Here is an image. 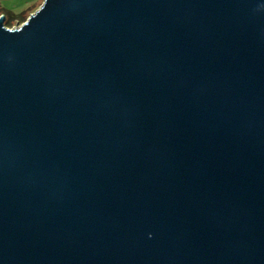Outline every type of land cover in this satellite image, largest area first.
I'll return each mask as SVG.
<instances>
[{"label": "water", "instance_id": "1", "mask_svg": "<svg viewBox=\"0 0 264 264\" xmlns=\"http://www.w3.org/2000/svg\"><path fill=\"white\" fill-rule=\"evenodd\" d=\"M6 19L0 264H264V0Z\"/></svg>", "mask_w": 264, "mask_h": 264}, {"label": "crops", "instance_id": "2", "mask_svg": "<svg viewBox=\"0 0 264 264\" xmlns=\"http://www.w3.org/2000/svg\"><path fill=\"white\" fill-rule=\"evenodd\" d=\"M44 0H0L1 16H30ZM29 14V15H28Z\"/></svg>", "mask_w": 264, "mask_h": 264}, {"label": "trees", "instance_id": "3", "mask_svg": "<svg viewBox=\"0 0 264 264\" xmlns=\"http://www.w3.org/2000/svg\"><path fill=\"white\" fill-rule=\"evenodd\" d=\"M29 16L27 15H21V16H8L6 17L5 26L8 28H14L15 24H23L26 22Z\"/></svg>", "mask_w": 264, "mask_h": 264}, {"label": "rangeland", "instance_id": "4", "mask_svg": "<svg viewBox=\"0 0 264 264\" xmlns=\"http://www.w3.org/2000/svg\"><path fill=\"white\" fill-rule=\"evenodd\" d=\"M39 8H40V7H39ZM39 8H38V9H39ZM38 9H37V10H38ZM35 11H36V10H35ZM35 11H34V12H35ZM34 12H33V13H34ZM33 13H32V14H33ZM28 15H29V14H28ZM28 18H29V17H28ZM19 25H20V24H15V27H14V28H16V27L19 26ZM12 29H13V28H12Z\"/></svg>", "mask_w": 264, "mask_h": 264}]
</instances>
